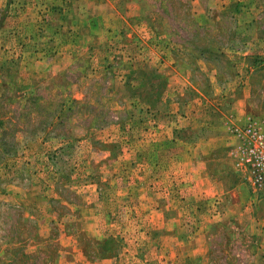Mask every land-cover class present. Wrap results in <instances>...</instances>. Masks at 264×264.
<instances>
[{"label": "rangeland", "instance_id": "1", "mask_svg": "<svg viewBox=\"0 0 264 264\" xmlns=\"http://www.w3.org/2000/svg\"><path fill=\"white\" fill-rule=\"evenodd\" d=\"M264 0H0V264H264Z\"/></svg>", "mask_w": 264, "mask_h": 264}, {"label": "built area", "instance_id": "2", "mask_svg": "<svg viewBox=\"0 0 264 264\" xmlns=\"http://www.w3.org/2000/svg\"><path fill=\"white\" fill-rule=\"evenodd\" d=\"M232 155L236 171L255 189L264 190V129L254 121L233 126Z\"/></svg>", "mask_w": 264, "mask_h": 264}]
</instances>
